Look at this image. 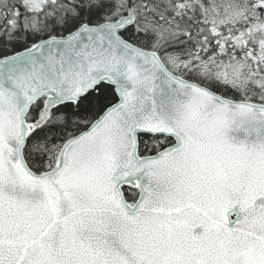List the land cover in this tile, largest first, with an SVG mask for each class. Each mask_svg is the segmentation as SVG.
<instances>
[{
  "label": "snow or ice",
  "instance_id": "obj_1",
  "mask_svg": "<svg viewBox=\"0 0 264 264\" xmlns=\"http://www.w3.org/2000/svg\"><path fill=\"white\" fill-rule=\"evenodd\" d=\"M0 264H264V0H0Z\"/></svg>",
  "mask_w": 264,
  "mask_h": 264
}]
</instances>
